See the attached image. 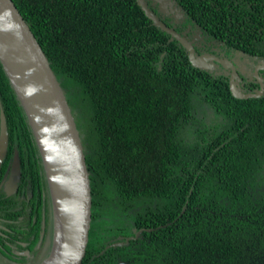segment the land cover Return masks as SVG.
Instances as JSON below:
<instances>
[{
	"label": "trees",
	"instance_id": "obj_1",
	"mask_svg": "<svg viewBox=\"0 0 264 264\" xmlns=\"http://www.w3.org/2000/svg\"><path fill=\"white\" fill-rule=\"evenodd\" d=\"M12 1L84 150L92 221L81 264H112L111 249L126 264H264V92L234 97L228 72L193 66L136 0ZM174 2L177 32L190 24L233 63L264 60V0ZM0 102L17 140L33 142L1 65ZM137 229L123 249L90 259Z\"/></svg>",
	"mask_w": 264,
	"mask_h": 264
},
{
	"label": "water",
	"instance_id": "obj_2",
	"mask_svg": "<svg viewBox=\"0 0 264 264\" xmlns=\"http://www.w3.org/2000/svg\"><path fill=\"white\" fill-rule=\"evenodd\" d=\"M166 12L174 0H153ZM152 23L176 39L186 49L190 63L210 69L209 61L229 68V90L236 98L259 97L263 83L254 74L259 89L245 92L231 60L214 54H197L184 33L162 21L146 0H136ZM0 65L27 119L39 152L50 198L52 239L50 250L38 264H81L89 242L92 201L85 154L74 117L48 59L12 0H0ZM7 147V127L0 112V163ZM4 181L7 194L15 191L19 180V160L15 151ZM7 174H5L6 176ZM4 176V178H5Z\"/></svg>",
	"mask_w": 264,
	"mask_h": 264
},
{
	"label": "flooded vegetation",
	"instance_id": "obj_3",
	"mask_svg": "<svg viewBox=\"0 0 264 264\" xmlns=\"http://www.w3.org/2000/svg\"><path fill=\"white\" fill-rule=\"evenodd\" d=\"M149 3L154 7L156 12H158V17L162 21L166 20L167 23H170L171 27L176 28L183 22V15L180 10L181 15L175 17L174 13L170 10L171 7L169 10L166 9V12H163L159 11L158 3L153 2V0H149ZM182 33L191 40L197 54L200 55L213 51L210 54H214L219 58H227L233 62L232 56L224 55L222 51L217 49V46H219L218 43L213 44V46L206 43V41L200 36L198 29L192 27L190 24H185V27L181 30V34ZM230 53L233 54L237 52ZM242 60L244 64H242L241 61H239L240 63L238 61L233 63L236 67V72L240 77V80L238 81L240 87L245 92H252L259 89L258 79L254 74V70L258 65L264 63V60L257 58L253 61L250 60L248 56H243ZM209 63L211 64V67L208 70L211 72L215 71L220 73L221 70L223 72H230V69L224 68L221 63L215 61H209ZM238 67H242L245 71L248 70L250 72L252 78L251 81L256 83L254 86L251 85V83H246L248 79L243 75V70H239ZM257 74L262 79L264 92V69H258ZM1 111L4 114L0 102V112ZM4 117L7 127V147L5 155L0 163V264H38L47 256L52 239L50 198L47 183L41 158L26 117L25 120L30 130L28 135L32 136L34 143L29 139H22V141L17 140V137L13 135L16 133L8 129L5 114ZM27 142L30 143V148H28ZM33 144H35L37 152H32ZM15 151L17 152L19 160V180L15 191L7 194L4 190L3 184L8 176V169ZM5 174L7 175L5 176ZM41 178L43 182H41ZM15 229H23V232L21 233ZM141 231L142 229H137L134 231L133 235L118 233L111 239V242L101 247L100 250L96 252L90 251V259L102 254L109 247L114 248L119 246L120 249H123L128 245L129 240L137 238ZM88 245L85 256L88 254ZM114 250L116 249H111L107 253V256L109 254L114 255L115 259H113L112 264H126V261L121 260L116 256L118 252Z\"/></svg>",
	"mask_w": 264,
	"mask_h": 264
},
{
	"label": "rangeland",
	"instance_id": "obj_4",
	"mask_svg": "<svg viewBox=\"0 0 264 264\" xmlns=\"http://www.w3.org/2000/svg\"><path fill=\"white\" fill-rule=\"evenodd\" d=\"M158 7H159V5H158ZM171 7V11L174 13V16L175 17H178V16H180L181 15V13H180V11H179V9L177 8V7H175L176 8V10L174 9V6L172 7V6H169V7H166V8H163V9H167V10H169V8ZM192 39V38H191ZM31 204V203H30ZM15 230H18V231H20L21 233L23 232V229H15ZM26 234V233H25Z\"/></svg>",
	"mask_w": 264,
	"mask_h": 264
}]
</instances>
